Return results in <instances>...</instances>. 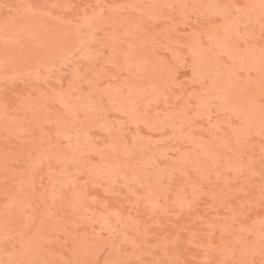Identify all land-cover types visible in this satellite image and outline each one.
<instances>
[{"label": "rangeland", "instance_id": "rangeland-1", "mask_svg": "<svg viewBox=\"0 0 264 264\" xmlns=\"http://www.w3.org/2000/svg\"><path fill=\"white\" fill-rule=\"evenodd\" d=\"M0 264H264V0H0Z\"/></svg>", "mask_w": 264, "mask_h": 264}]
</instances>
